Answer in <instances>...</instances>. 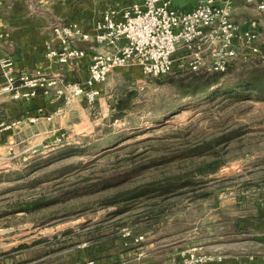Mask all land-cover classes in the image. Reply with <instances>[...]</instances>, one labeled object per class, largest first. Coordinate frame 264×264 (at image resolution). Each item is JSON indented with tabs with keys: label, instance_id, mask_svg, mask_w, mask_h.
Here are the masks:
<instances>
[{
	"label": "rangeland",
	"instance_id": "obj_1",
	"mask_svg": "<svg viewBox=\"0 0 264 264\" xmlns=\"http://www.w3.org/2000/svg\"><path fill=\"white\" fill-rule=\"evenodd\" d=\"M60 1L63 9L36 10L51 31L71 14L83 15L93 0L68 1L67 18L61 14L66 1ZM34 2L24 0L29 9ZM101 88V100L84 107L87 118L80 133L68 139L56 133L44 145L24 136L5 150L0 147V264H69L70 255L82 249L85 259L79 264H94L97 254L130 245L122 235L127 230L147 232L155 242L182 238L185 244L193 229H199L198 239L210 231L223 233L221 240L236 239L231 231L241 221L239 215L263 222L264 100L218 95L161 114L163 106L177 101L175 90L163 77L144 76L138 66L114 70ZM119 98H126L131 108L112 119ZM81 120L73 117L69 123ZM4 122L0 146L5 145L1 128L11 125ZM236 129L241 134L220 144L216 153L159 161L181 147ZM107 136L114 139L104 143ZM211 160L220 162L216 172H196ZM179 174L190 182L168 194L104 203L122 190ZM105 179L109 185L103 187L98 182ZM94 183L98 185L88 186ZM214 196L218 207H212Z\"/></svg>",
	"mask_w": 264,
	"mask_h": 264
},
{
	"label": "built area",
	"instance_id": "obj_2",
	"mask_svg": "<svg viewBox=\"0 0 264 264\" xmlns=\"http://www.w3.org/2000/svg\"><path fill=\"white\" fill-rule=\"evenodd\" d=\"M175 1L135 0L120 7L108 6L93 21L91 30H85L77 20L54 25L52 34L59 45H46L47 58L68 64L88 57L87 75L68 80L61 72L41 68L17 73L14 58L3 55L0 96L27 100L52 92L61 99L57 112H62L79 97L88 107L93 106L101 95L102 84L119 68L138 66L144 76L160 77L178 70L222 72L236 58H251L264 65V32L255 17L242 22L232 19L234 0H194L189 8ZM244 1L264 12V0ZM74 38L91 40L103 48L88 53L74 45ZM39 117L33 115L29 120L35 122ZM60 137L56 142L61 141ZM122 235L126 243L143 238L129 230ZM180 253V264H219L222 259L221 254L205 252L197 245ZM92 263L88 260L84 264Z\"/></svg>",
	"mask_w": 264,
	"mask_h": 264
},
{
	"label": "crops",
	"instance_id": "obj_3",
	"mask_svg": "<svg viewBox=\"0 0 264 264\" xmlns=\"http://www.w3.org/2000/svg\"><path fill=\"white\" fill-rule=\"evenodd\" d=\"M31 8H27L24 0H0V56L10 55L14 58L15 70L17 73L32 71L36 68L44 69L50 73L61 72L68 80H80L87 75L88 57L73 61L68 64H59L49 60L46 56L45 41L48 39L53 45H59L56 37H53L49 30L46 17L38 13L37 8H54L61 6L60 0H34ZM64 6L66 11L61 12L63 18L70 14L67 2ZM135 0H93L86 11L81 16L71 14L66 22L77 20L85 30H91V25L101 12L108 6H123ZM56 3V4H54ZM185 4V3H183ZM191 5L186 7H192ZM29 6V5H28ZM100 8L98 11L95 8ZM63 9V7H62ZM232 19L242 22L246 19L255 17L259 22V28L264 32V12H259L253 5L246 4L244 0H234ZM65 22V23H66ZM74 45L85 49L88 53L103 46H96L91 40L73 39ZM3 78L0 74V83ZM103 94L101 88V95ZM101 95L98 100H101ZM61 105V100L55 98L52 92L40 93L28 100H13L8 95L0 96V122L1 124H11L3 127V142L0 146L5 150L7 144H12L17 138H23L27 142L46 144L51 141L56 133L67 136L80 133L83 123H86L87 111L83 98L75 100L71 107L62 112H57ZM81 112H77V111ZM33 115H40L36 122H30L29 118ZM46 116H50L47 119ZM77 117L82 119L80 122L69 123L70 118ZM10 120V121H9ZM11 122H14L12 125ZM235 225L234 234L236 239L221 240L223 233L210 231L207 238L198 239L199 229L189 232V241L185 244L182 238L172 241H153L147 236V232L140 233L144 236L140 242L130 240L128 246L121 249H111L97 254L94 257V264H180V252L185 246L197 245L201 250L211 253H219L222 259L219 264H264V225L262 221L248 220L243 215ZM227 222V221H225ZM236 223V222H235ZM214 223L208 224L209 229ZM139 233V232H137ZM132 233L133 235H138ZM230 233V232H229ZM249 234L248 237L243 235ZM178 237V236H177ZM142 253V254H140ZM83 249L70 255L69 264H79L84 260Z\"/></svg>",
	"mask_w": 264,
	"mask_h": 264
},
{
	"label": "trees",
	"instance_id": "obj_4",
	"mask_svg": "<svg viewBox=\"0 0 264 264\" xmlns=\"http://www.w3.org/2000/svg\"><path fill=\"white\" fill-rule=\"evenodd\" d=\"M249 60L250 62H247ZM160 77L165 78V81L175 90L174 93L177 95L175 96L177 101L173 102L170 106L166 105L160 109L161 114L167 113L183 103H200L202 101L211 100L218 95L233 99L255 98L264 100V65H261L257 60L251 58L246 60L236 58L232 60L228 64L226 70L222 72L178 70ZM112 107L113 113L111 114V118L116 119L126 115L131 105L129 106V102H127L126 98H119ZM111 130L112 129H110L109 132H111ZM240 134L241 132L239 129L222 132L207 140L196 142L192 146L181 147L171 155L162 157L159 161L186 158L193 154L216 153L218 152L217 148L220 144H224ZM113 139V137L107 136L104 138L103 142L110 143ZM82 150L84 149H78V151ZM219 166V161L211 160L204 164L203 167H196V172L203 175L214 173ZM182 177L183 175L179 174L165 178L164 180L144 182L111 195L106 198L104 203L114 204L124 201H136V199H140L144 195L151 197L153 195L168 194L172 192L173 189L185 186V184L190 182L181 180ZM98 183H102V186L106 187L109 185V180L105 179L103 182ZM98 183L88 184V186H97Z\"/></svg>",
	"mask_w": 264,
	"mask_h": 264
},
{
	"label": "water",
	"instance_id": "obj_5",
	"mask_svg": "<svg viewBox=\"0 0 264 264\" xmlns=\"http://www.w3.org/2000/svg\"><path fill=\"white\" fill-rule=\"evenodd\" d=\"M219 205V199L217 196H214V202L212 204V207H218Z\"/></svg>",
	"mask_w": 264,
	"mask_h": 264
}]
</instances>
